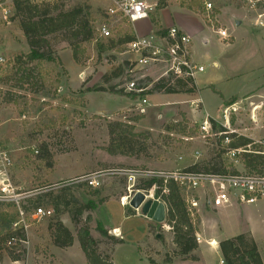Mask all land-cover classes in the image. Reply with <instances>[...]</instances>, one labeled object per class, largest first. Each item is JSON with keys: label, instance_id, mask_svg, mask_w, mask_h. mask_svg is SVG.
<instances>
[{"label": "rangeland", "instance_id": "obj_1", "mask_svg": "<svg viewBox=\"0 0 264 264\" xmlns=\"http://www.w3.org/2000/svg\"><path fill=\"white\" fill-rule=\"evenodd\" d=\"M1 1L11 14L8 24L0 20V52L8 58L3 92L10 98L0 108V147L12 160L10 183L18 195L27 198L19 206L26 212L27 227H21L16 205L0 203V236L22 228L25 240L13 249L0 243V264H87L77 241V231L84 226L97 242L96 252L108 256L112 264H218L222 259L219 248H210L206 241L219 243L240 234L254 242L264 264V200L214 209L206 204L207 189L193 192L191 196L201 201L192 216L201 242L188 258L176 256L165 219L161 223L146 219L131 205L138 194L145 201L155 200L157 189H136L156 179L150 176L153 173H170L219 158L226 170L246 172L242 159L238 163L226 159L218 137L202 139L198 126L212 120L215 132L223 126L237 136L264 139V24L255 26L254 16L238 0H143L149 5L161 3L162 8L148 18L157 32L167 28L158 26L159 11L176 9L184 16L183 22L192 33L190 61L203 67L202 73L192 77L194 93H153V83L169 76V67L134 66L133 57L125 53V43H119L124 34H133L130 23L106 15L113 0H32L54 4L58 11L84 8L94 32L90 42L77 48L76 61L65 41L67 34L50 36V54L42 62L20 66L38 72L41 84L32 83L38 88L32 91L30 85L16 82L13 59L29 50L13 18L12 0ZM203 1L212 4L211 23L205 18ZM189 5L195 8L188 9ZM101 23L111 26V39L118 42L114 47H108L107 40L96 34ZM218 29L226 30L229 39H219ZM98 44L105 46L104 51ZM129 80L144 91L127 92L124 88ZM143 99L145 111L140 113ZM228 108L226 123L222 112ZM114 122L133 127L132 133L139 136V150L134 155L113 156L106 151L107 126ZM172 122L185 127L182 134L165 131ZM119 169L132 170L140 177L121 176L116 173ZM95 173L102 175L97 188L80 179ZM56 197L68 206H55ZM78 203H90L92 208L81 213L79 225L74 226L69 212L76 211ZM35 205L50 208L52 217L33 220ZM130 212L135 215L129 216ZM56 219L71 232L73 246L59 249L53 245L51 232ZM98 225L107 231L108 238L97 232ZM110 237L122 243L114 245ZM10 252L22 260L12 262Z\"/></svg>", "mask_w": 264, "mask_h": 264}, {"label": "trees", "instance_id": "obj_2", "mask_svg": "<svg viewBox=\"0 0 264 264\" xmlns=\"http://www.w3.org/2000/svg\"><path fill=\"white\" fill-rule=\"evenodd\" d=\"M0 2L2 1L0 0ZM187 7L190 9L194 6L189 5ZM11 8L13 10V18L18 21L19 29L29 50L26 55H19L13 59V69L15 70L14 75L17 78L16 82L18 84H28L31 86L32 91L33 88L38 89L32 85V83L35 82L41 84L38 72L36 74L35 72L31 71V69L21 68L20 66L23 64L42 62L47 57V55L50 54V45L48 42V38L50 36L56 34H67L65 36V41L68 42V45L73 53V59L75 61L77 48L80 47V45L92 40L94 32L90 16L86 13L85 9L80 6H75L73 9L68 11H58L54 4L50 5L43 2L37 4L32 0H12ZM161 8L162 6L159 2L155 6V11ZM163 32L164 31L160 33ZM133 39V34H124L123 38L119 40V43H127ZM106 40L108 47H114V45H117L118 43L115 42L114 44V41L111 38ZM98 49L100 51H104L105 46L98 44ZM36 67L34 68L35 70ZM38 69L40 70V67ZM3 73L0 81L4 85V79L6 80L8 78L7 76H4ZM188 86L190 88H187ZM111 91H114V89H111ZM151 91L153 93L164 94H177L184 92L188 95L194 93V85L192 78L190 77L178 78L169 73V76L166 78H161L160 80L153 83ZM3 101L5 103L10 102L9 94L4 96ZM134 120H137V118ZM210 122L212 130H216L214 121L211 120ZM107 129L109 135V145L108 148H106V151L110 155L130 156L134 155L135 152L139 150L137 149V138L139 136L132 133L133 127L120 122H114L110 123L107 126ZM184 130L185 127L182 126V124L176 122L169 123V125L165 127V131L169 133L182 134ZM219 131L225 130L224 128L219 127ZM230 137L231 141L228 147L232 149L245 147L252 143V140L244 136L231 134ZM42 149L43 151H46L45 147H42ZM221 154H223V151ZM219 155L220 154H218V157ZM241 159L244 169L247 173L264 172L263 156L247 154L243 155ZM46 163L49 167H51V162L47 161ZM185 170L192 172H202L204 174L237 173L233 168L226 170L224 162L220 160V158L213 159L212 161L210 160L202 164L191 165L185 168L184 171ZM153 186L158 187L155 195L156 197H160V201L165 205L166 208L164 219L166 225L169 226V231H171L172 234V243L176 249V256L183 258L190 257L191 253L195 251L198 246L195 237L197 230L195 227V219L189 215L180 190L174 183H168L165 186L168 191L167 194L161 195V180L152 178L145 181L143 184H141V186H137L136 189L147 191ZM54 205L68 206V202L64 203V201L56 197ZM91 208L92 204L90 203L81 204L77 210L75 208L76 211L69 212V217L73 225H79L81 213L88 211ZM128 215L130 216L135 214L134 212H130ZM89 220L90 217L88 216L86 222ZM7 227H9V224ZM53 227L54 230L51 232V240L53 245L59 249L71 247L73 243L71 232L66 227H64V225L58 219L55 220ZM97 232L100 233L104 238L109 237L107 231L100 225L97 226ZM10 239H15V245H17L18 241H25L22 228L15 232L9 231L7 233H2V236H0V243H4L5 245V243ZM109 239L113 241L114 245H119L122 243V240L115 237H110ZM247 239L248 235L240 234L236 237L225 239L218 243L219 252L225 264H262L260 255L257 252L254 242ZM77 241L87 264H112L108 256L102 257L96 252L97 242L90 236L87 226H84L77 231ZM8 257L12 262L22 260V258L14 255L12 252L9 253Z\"/></svg>", "mask_w": 264, "mask_h": 264}, {"label": "built area", "instance_id": "obj_3", "mask_svg": "<svg viewBox=\"0 0 264 264\" xmlns=\"http://www.w3.org/2000/svg\"><path fill=\"white\" fill-rule=\"evenodd\" d=\"M241 7L254 16V25L260 26L264 24V0H238ZM205 18L208 22H212V4L203 1ZM156 5H149L143 0H113L111 6L106 9V15L109 18H124L130 24L145 21L149 15L155 11ZM11 10L9 6L0 3V20L8 24ZM96 34L100 39L106 40L111 38V26L108 23H101L95 28ZM219 39H229L226 30L218 29L216 32ZM190 45L191 38L189 35L182 33L177 28L172 27L164 30L163 33L156 32L144 36L135 35L134 39L125 43V53L133 57L135 67L145 68L164 64L169 67L170 74L178 78L194 77L196 73H202L203 67L192 64L190 61ZM8 63V58L0 52V78ZM3 83L0 81V108L3 106L4 92ZM127 92L142 93L145 88H138L134 80H129L124 88ZM146 101L143 99L139 104V112L144 113ZM233 109V108H231ZM232 111L236 112L235 109ZM229 108L223 110L222 116L224 121H228ZM24 119V116H22ZM215 132L212 130L211 123L207 120L202 121L198 126V134L202 139L218 137L222 146V151L226 159L233 163H238L243 155L254 154L264 157V139L252 140V143L241 148H229L231 134L233 131ZM191 140V138H189ZM36 153V152H35ZM195 156H200L195 152ZM12 166V160L9 155L0 147V203H13L16 205L19 215V223L21 227L26 229L24 219L26 212L20 208V204L27 198L18 195L17 190L13 187L8 179V170ZM264 171V170H263ZM236 174H204L202 172H192L177 170L170 173H153L152 177L161 180V195L167 194L166 184L174 183L180 190L183 200L186 204L189 215L192 217L200 204V200L192 197L191 194L198 189H207L206 204L214 209L225 205H252L264 200V172L263 173H247L238 172ZM115 173V172H114ZM121 176L133 179L140 174L128 169L116 170ZM101 173H95L83 176V180L90 188H97L100 185ZM70 180V183L75 181ZM153 190L158 189L157 186L151 187ZM157 203H161L160 197H156ZM165 207V205L163 204ZM166 210V209H165ZM53 211L50 208L38 207L35 205L32 209L31 217L35 221L51 218ZM196 239L198 236L195 234ZM198 242V241H197ZM210 248L218 247L214 241L207 244ZM6 246L12 248L15 246V239L6 242ZM218 264H225L222 259Z\"/></svg>", "mask_w": 264, "mask_h": 264}, {"label": "crops", "instance_id": "obj_4", "mask_svg": "<svg viewBox=\"0 0 264 264\" xmlns=\"http://www.w3.org/2000/svg\"><path fill=\"white\" fill-rule=\"evenodd\" d=\"M158 19H159L158 26L164 25L167 27L166 29L175 27L184 34H187L189 36L192 34L190 28L189 27L187 28L186 27L187 25L184 24V22H183L184 16L181 15L176 9H173L172 12L167 11V9L159 11ZM130 26H131V31L133 32L134 36L135 35L144 36V35H148L150 33H156L158 31V28L154 27V25H152L150 23L149 19L142 21V22L130 24ZM139 28H143V30L138 31ZM167 229H169V228H167ZM114 231H116L115 228H114ZM196 235L199 238V240H198V245H199L201 242V239H200L198 232L196 233ZM209 241H214V240L211 239ZM209 241H206V243L208 244ZM214 242H215V244L218 245V243L216 241H214ZM72 246H73V244H72Z\"/></svg>", "mask_w": 264, "mask_h": 264}, {"label": "water", "instance_id": "obj_5", "mask_svg": "<svg viewBox=\"0 0 264 264\" xmlns=\"http://www.w3.org/2000/svg\"><path fill=\"white\" fill-rule=\"evenodd\" d=\"M132 207L136 210L140 209L141 216L146 219L152 220L156 223L164 221L165 210L161 203L156 201H145L141 194H138L136 201L133 202Z\"/></svg>", "mask_w": 264, "mask_h": 264}, {"label": "bare ground", "instance_id": "obj_6", "mask_svg": "<svg viewBox=\"0 0 264 264\" xmlns=\"http://www.w3.org/2000/svg\"><path fill=\"white\" fill-rule=\"evenodd\" d=\"M114 232H116V231H114Z\"/></svg>", "mask_w": 264, "mask_h": 264}]
</instances>
